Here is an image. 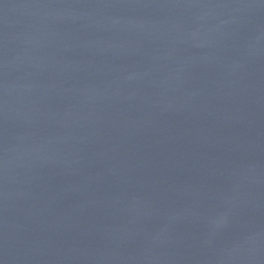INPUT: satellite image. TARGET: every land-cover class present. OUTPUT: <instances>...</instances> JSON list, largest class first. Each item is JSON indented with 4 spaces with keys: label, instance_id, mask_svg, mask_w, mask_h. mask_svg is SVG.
<instances>
[{
    "label": "water",
    "instance_id": "obj_1",
    "mask_svg": "<svg viewBox=\"0 0 264 264\" xmlns=\"http://www.w3.org/2000/svg\"><path fill=\"white\" fill-rule=\"evenodd\" d=\"M0 264H264V0H0Z\"/></svg>",
    "mask_w": 264,
    "mask_h": 264
}]
</instances>
